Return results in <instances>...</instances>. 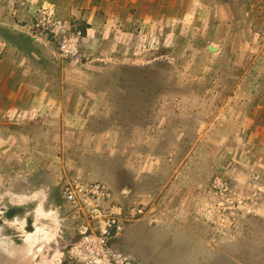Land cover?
<instances>
[{
	"label": "rangeland",
	"instance_id": "374dc122",
	"mask_svg": "<svg viewBox=\"0 0 264 264\" xmlns=\"http://www.w3.org/2000/svg\"><path fill=\"white\" fill-rule=\"evenodd\" d=\"M14 1L0 0V38L7 46L13 45ZM200 1L177 0L176 7H184L188 20H201L195 8L207 4ZM208 1L211 8L225 2ZM241 2L258 5L232 28L239 42L232 33L221 54L200 56L184 41L189 21L181 18L178 34H165L156 53L150 41V52L135 59L138 44L123 40L120 30L114 45H98L95 57L69 59L63 78L78 91L67 86L65 93L78 99L66 107L75 115L63 123L60 192L74 179L108 185L124 227L111 246L139 264H264V0H229L233 10ZM32 38L56 49L49 35ZM45 62L60 79L57 62ZM229 66L238 72L228 74ZM251 66L262 73H247ZM12 190L0 185V237L26 253L18 264H68L66 249L88 222L84 208L66 202L63 217L72 221L66 234L50 214L55 226L48 228L60 238L47 246L39 240L27 255L20 248L34 232L32 216L24 217V233L14 231V216L27 210L9 204ZM132 209L141 213L131 217Z\"/></svg>",
	"mask_w": 264,
	"mask_h": 264
},
{
	"label": "crops",
	"instance_id": "0c3cea01",
	"mask_svg": "<svg viewBox=\"0 0 264 264\" xmlns=\"http://www.w3.org/2000/svg\"><path fill=\"white\" fill-rule=\"evenodd\" d=\"M14 2L13 45L7 46L0 38V138H4L3 144L0 142V185L13 186V192L8 193L9 204L13 208L26 207L27 210L23 217L14 216V231L24 233L23 222H26L24 217L32 216L30 224L33 231L39 223V226L43 223L42 231L48 236L52 235L47 237L49 240H40L42 245L47 246L55 240L61 229L63 230L61 234H64V231L66 234L72 222L64 218L62 213V210L69 205L60 192V181H62L60 171L64 166L62 158L58 155L64 152L61 135L63 123L66 121L65 116L75 115L74 112H68L66 107L69 106L70 110L78 99L66 95L65 89L68 88L67 86L75 92L78 89L76 82H73L75 84L73 86L70 79L63 78L65 71L70 72L68 70L72 68L69 59L64 61L58 58L55 46L48 40H34L32 36L30 37L27 24L22 23L23 19H26L27 23L32 21L34 11L41 7L52 9L57 18L72 31L82 32L80 57L84 56L81 57L83 58L81 61L85 62L95 57L98 45L104 40L111 46L114 45L120 30L123 40H127L129 44L130 41L138 44L137 53L140 55L134 57L135 59L150 52L152 46V43H148L150 41L153 42L152 51L156 53L155 44L165 40V34L169 36L168 38L174 33L178 34L176 26L183 18L188 20V16L181 14L182 9L183 12L186 11L183 6L177 9V0H28L27 3L24 0H15ZM204 2L207 5L195 8L203 13L202 19L199 20L198 17L196 20L194 18L191 19L192 21L188 20L183 39L186 43L189 42L193 49L196 48L200 56H213L212 53L217 51L219 54L224 53L225 46L228 45L226 42L231 41L232 33L236 38L235 41L240 40L237 38L239 32L232 28L238 25V20L243 14L249 12L252 15L258 3L247 6L241 2L243 4L241 8L236 6L233 10L229 0L212 8L210 1ZM20 3L24 4L23 9ZM190 8L193 11V7ZM163 11L167 12L163 14ZM18 14H22L24 18L22 19ZM181 18L182 20H178ZM260 24L261 22H255L251 25ZM165 26H168L167 31H163ZM151 35L152 38L149 40L148 37ZM221 41L223 42L220 43ZM214 42L218 43V48L215 52H211L208 46ZM230 56L232 57L231 54ZM47 59L57 62V67L61 70L60 79L50 74V68L45 62ZM257 70V67L251 66L247 73L255 75L262 73L261 70ZM232 72L237 73L238 70L234 66H229L228 74ZM69 118L71 117L67 120H70ZM39 124L42 127L37 131L25 129ZM56 190L58 194L53 193ZM30 205L34 208L29 211ZM38 207L44 211L39 212ZM52 211L58 218L57 235L54 234V228H48L49 225L55 226L47 219ZM60 221L63 222V226ZM16 222L18 226L15 225Z\"/></svg>",
	"mask_w": 264,
	"mask_h": 264
},
{
	"label": "built area",
	"instance_id": "2783aa9c",
	"mask_svg": "<svg viewBox=\"0 0 264 264\" xmlns=\"http://www.w3.org/2000/svg\"><path fill=\"white\" fill-rule=\"evenodd\" d=\"M28 28L32 37L49 35L56 42L58 58H80L82 33L72 31L49 8L36 9ZM65 202L82 206L88 222L80 227V237L69 244L65 256L68 264H139L113 250L111 241L123 232V210L111 201V190L102 182H83L74 179L63 185ZM141 213L132 209L131 217Z\"/></svg>",
	"mask_w": 264,
	"mask_h": 264
},
{
	"label": "bare ground",
	"instance_id": "6f19581e",
	"mask_svg": "<svg viewBox=\"0 0 264 264\" xmlns=\"http://www.w3.org/2000/svg\"><path fill=\"white\" fill-rule=\"evenodd\" d=\"M39 208V207H38ZM44 211V210H43ZM41 211V207L39 208V212H43ZM51 215H53V220H56V214H53V213H50ZM40 216V215H39ZM42 216V215H41ZM40 216V217H41ZM43 217V216H42ZM44 218V217H43ZM37 219H38V216H37ZM36 219V220H37ZM41 220V218H40ZM39 220V221H40ZM38 221V220H37ZM38 221V222H39ZM42 221V220H41ZM40 224V223H39ZM39 224L37 225L35 231L31 234H27L26 238L24 239V245L20 248L24 251H27V255L32 251V249L34 248V243L38 242L39 240L43 241V239H47L48 237V234L46 235V232L45 231H42V225L43 223L41 224V226H39ZM25 235V234H24ZM7 242V243H6ZM38 245V244H37ZM33 247V248H32ZM16 249V247H10L8 245V241H6V239H3L2 237H0V252H2V254L6 255L8 258L10 259H17L18 257H20V254L24 255L26 254L25 252L24 253H16L14 252Z\"/></svg>",
	"mask_w": 264,
	"mask_h": 264
},
{
	"label": "water",
	"instance_id": "95a60500",
	"mask_svg": "<svg viewBox=\"0 0 264 264\" xmlns=\"http://www.w3.org/2000/svg\"><path fill=\"white\" fill-rule=\"evenodd\" d=\"M217 48H218L217 44L214 43H211L208 46V50L211 52H215ZM124 193L126 194L128 192L124 190ZM0 264H18V260L14 258L10 259L6 255L2 254V252H0Z\"/></svg>",
	"mask_w": 264,
	"mask_h": 264
}]
</instances>
